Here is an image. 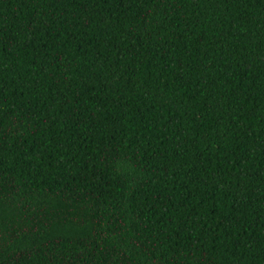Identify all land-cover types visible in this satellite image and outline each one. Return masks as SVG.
<instances>
[{
    "label": "trees",
    "instance_id": "1",
    "mask_svg": "<svg viewBox=\"0 0 264 264\" xmlns=\"http://www.w3.org/2000/svg\"><path fill=\"white\" fill-rule=\"evenodd\" d=\"M0 264H264V0H0Z\"/></svg>",
    "mask_w": 264,
    "mask_h": 264
}]
</instances>
